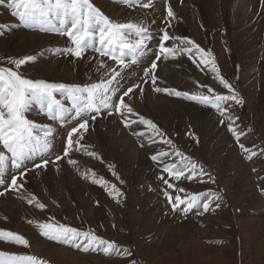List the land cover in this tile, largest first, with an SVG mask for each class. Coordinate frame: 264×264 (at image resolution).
<instances>
[{
  "label": "rangeland",
  "instance_id": "obj_1",
  "mask_svg": "<svg viewBox=\"0 0 264 264\" xmlns=\"http://www.w3.org/2000/svg\"><path fill=\"white\" fill-rule=\"evenodd\" d=\"M90 2L113 22H135L148 29L151 39L146 55L138 63L118 67L122 71L117 97L132 87L125 102L156 124L163 136L138 122L126 128L119 113L101 112L89 122L87 132L81 130V144L89 147L70 151L76 165L69 164L68 157L46 168L29 164L32 170L24 177L22 189L0 186L4 193L0 195V229L24 236L30 245L25 248L0 240V253L36 255L49 264H264V0L228 4L226 0H151L149 8L129 6L128 0ZM169 7L174 17L168 16ZM0 25L5 26L0 29V66L14 68L6 61L34 57L18 69L33 81L87 85L103 77L106 69L98 70L100 60L109 68L117 67L115 61L92 49L80 59L63 54L71 46L66 36L41 31L38 26L25 27L11 14L7 0L0 5ZM165 31L180 39L163 40ZM16 32L22 34L16 36ZM187 40L212 53L220 75L242 98V105L227 102L222 115L211 103L154 90L152 74L157 77L155 87L161 89L211 95V88L219 95L231 94L198 56L190 58L183 51L191 47ZM162 46L174 47L176 54L165 59L160 54ZM157 56V68L145 77ZM59 98L69 103L65 96ZM229 116L242 134L239 143L229 130ZM27 118L53 127L56 135L50 161L62 155L68 132L79 123L70 120L62 125L36 107ZM131 119L138 121V116ZM240 144L256 155L249 159L250 153ZM176 151L202 166L204 175L179 181L169 177L163 171L165 164L182 166ZM89 169L122 195L113 198L110 189L92 182L91 172L85 178L82 173ZM161 177L189 194L211 193L219 199L206 197L212 199L208 212L193 209L185 216L172 210L165 190L173 196L184 194L167 189ZM32 196L46 206L44 210L35 201L29 203ZM29 221L92 231L130 255L84 252L56 243ZM58 248L73 253L75 260L61 257Z\"/></svg>",
  "mask_w": 264,
  "mask_h": 264
},
{
  "label": "snow or ice",
  "instance_id": "obj_2",
  "mask_svg": "<svg viewBox=\"0 0 264 264\" xmlns=\"http://www.w3.org/2000/svg\"><path fill=\"white\" fill-rule=\"evenodd\" d=\"M5 2L6 0H0V5ZM128 4L129 6L139 4L143 8H149L151 7V0H128ZM7 6L11 10V14L17 17L25 27L38 26L41 31L66 36L71 46L63 49V54L80 59L87 50L92 49L100 57H108L115 61L117 67L109 68L104 60H100L98 70H106L99 81L87 85H66L44 80L33 81L23 77L18 69L33 61L34 57L6 61L14 68L0 66V186L7 184L10 189L18 191L23 188L24 177L32 168H46L50 162L56 163L65 157H68L67 162L69 164L76 165L78 162L71 158L70 151L74 148L80 150L89 147L81 144L83 139L81 130L87 132L89 122L95 120L101 112L109 115L119 113L126 128H130L132 123L138 122L163 136L156 124L135 113L133 108L125 102L124 97L133 91L132 87L117 97V92L120 91L117 78L121 76L122 71V69L118 70V67L126 68L130 64L140 62L148 51L147 41L151 39V36L146 27L135 22H113L98 8L94 7L90 0H7ZM167 14L169 17H174L171 7L168 8ZM56 22H59V27H57ZM3 28L5 26L0 25V29ZM2 34L3 32L0 31V35ZM162 38L165 41L180 39L171 37L167 31L164 32ZM185 43L191 47H186L183 51L188 52L190 58L198 56L200 63L205 67H210L220 84L231 94L219 95L211 88L208 89L211 95L161 89L155 87L157 77L152 74L151 80L154 90L199 101L202 104L211 103L222 115L227 111V108L222 107L223 104L234 101L235 104L242 105V98H239L238 94L235 93L229 81L220 75L212 53L200 48L194 41L187 40ZM160 54L167 59L176 54V49L162 46ZM126 57H130V59H126ZM159 58L157 56L150 68L145 70V77H149V74L157 68ZM194 62H196L195 59ZM134 87H139V85ZM61 95L65 96L69 103L66 104L61 100L59 98ZM34 107L38 108L40 113L49 119L62 125L70 120L79 121L77 126L68 132L65 149L62 155L56 156L55 161H50L48 156L54 147L53 140L56 133L52 126L37 124L27 118V114ZM133 116H138V121L132 120L131 117ZM228 119L232 122L229 125V130L239 143L242 134L233 126L235 119L231 116ZM134 134L143 135V133ZM166 143L171 144V141H166ZM239 146L243 151L250 153L249 159L256 155L245 145L240 144ZM87 154L92 157L97 155L95 152H88ZM161 155H167V153H161ZM175 155L180 158L182 166L175 163L165 164L163 171L169 177L179 181L181 177L193 179L204 175L203 167L198 166L191 158L184 156L179 151H176ZM153 159L156 160L157 157L154 156ZM29 164L32 165V168H29ZM87 172H91L93 183H99L106 190L110 189L109 195H112L113 198L117 194L122 195L115 185H109L103 178L96 177L94 170H85L82 173L85 178H87ZM113 175L117 174L113 172ZM18 179L21 181L19 184ZM161 179L164 180L167 189H173L177 193L184 194L183 197L181 195L173 196L172 193L165 190V196L171 204L172 210H179L185 216L193 209H202V212H208L212 199H206V197L219 199L218 196L211 193L189 194L185 189L170 183L169 180L163 177ZM9 181L10 183H8ZM0 195H4V193L0 192ZM33 201L36 202L39 209H45L46 206L39 202L35 196L31 197L29 203ZM29 223L34 224L46 239L84 252L102 250L106 255L113 253L124 256L130 255L128 250L92 231H81L64 224L50 222L29 221ZM0 240L25 248L30 246L29 241L24 236L2 229H0ZM0 264H49V262L36 255L0 253Z\"/></svg>",
  "mask_w": 264,
  "mask_h": 264
},
{
  "label": "bare ground",
  "instance_id": "obj_3",
  "mask_svg": "<svg viewBox=\"0 0 264 264\" xmlns=\"http://www.w3.org/2000/svg\"><path fill=\"white\" fill-rule=\"evenodd\" d=\"M231 0H226V4H228V2H230ZM231 3V2H230ZM232 5V4H231ZM222 6V5H221ZM20 34H22V33H20V32H16V36L17 35H20ZM241 37V36H240ZM249 63V62H248ZM247 70V69H246ZM256 71V70H255ZM124 144V143H123ZM126 144L127 145H129L130 144V141H127L126 142ZM116 145V144H115ZM131 151H132V157H135V155H136V153H135V150H133L132 148H131ZM139 155V154H138ZM138 158H140V156L138 157ZM143 162V161H142ZM2 209V208H1ZM5 209V208H4ZM8 210V209H7ZM37 243V242H36ZM38 248V247H37ZM41 248V247H40ZM40 248H38V249H40ZM57 251H59V253H60V255H61V257H64V258H70L71 260H75V255L73 254V253H71V252H69V251H66L65 249H63V248H58V250ZM71 255V256H70Z\"/></svg>",
  "mask_w": 264,
  "mask_h": 264
}]
</instances>
